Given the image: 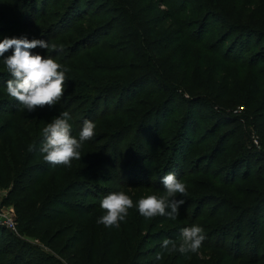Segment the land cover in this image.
I'll list each match as a JSON object with an SVG mask.
<instances>
[{"label":"trees","instance_id":"trees-1","mask_svg":"<svg viewBox=\"0 0 264 264\" xmlns=\"http://www.w3.org/2000/svg\"><path fill=\"white\" fill-rule=\"evenodd\" d=\"M22 35L46 40L48 50L31 51L68 69L65 94L27 111L8 96L0 57V190L18 232L55 254L0 225V264H264V151L249 131L233 142L239 126L227 127L241 116L222 102L245 106L243 119L264 145V0H0V40ZM207 102L223 110L202 117ZM63 111L77 138L85 120L101 126L71 167L40 152L43 128ZM169 172L208 179L189 180L186 195L176 194L185 203L175 220L143 217L136 203L163 195ZM120 190L134 202L125 220L97 223L102 199ZM194 224L205 235L203 258L198 250L156 260L164 239L178 242Z\"/></svg>","mask_w":264,"mask_h":264},{"label":"clouds","instance_id":"clouds-1","mask_svg":"<svg viewBox=\"0 0 264 264\" xmlns=\"http://www.w3.org/2000/svg\"><path fill=\"white\" fill-rule=\"evenodd\" d=\"M48 50L49 43L43 39H28L26 35L20 37H4L0 40V57H4V64L11 76L6 82L9 97L15 99L24 109L31 112L36 108L53 106L65 94L66 73L63 67L51 55L33 53L35 48ZM52 48L56 50L57 46ZM13 49L11 55L5 53ZM60 51L63 49L60 48ZM71 116L63 111L42 130L43 142L40 152L44 160L52 165L71 167L73 160H81L82 145L95 135L96 125L93 121L85 120L77 136L72 135ZM33 146H30L32 150ZM165 188L163 195L151 194L138 200L136 207L140 215L145 218L166 215L175 220L179 215L184 199L177 198V193L186 195V185L179 180L174 172H169L161 178ZM134 202L125 191H114L105 196L100 207L105 215L98 218L97 223L106 227H119V222L125 220L128 210L133 208ZM205 239L203 228L192 225L181 229L180 241L164 239L162 251L156 253V260L163 259L165 253L179 251L180 253H197Z\"/></svg>","mask_w":264,"mask_h":264},{"label":"rangeland","instance_id":"rangeland-1","mask_svg":"<svg viewBox=\"0 0 264 264\" xmlns=\"http://www.w3.org/2000/svg\"><path fill=\"white\" fill-rule=\"evenodd\" d=\"M243 3H247V0H243ZM248 4H250V3H248ZM213 38H215V36H210V37H208V41H211V40H213ZM186 48H187V46L186 45H183L182 46V48H181V50H180V59L181 60H183V63H184V65H188L189 63L188 62H190V60H191V57H190V53H187L185 50H186ZM246 76V78H249V73L248 74H246L245 75ZM196 81H198V78L196 79ZM186 94V93H185ZM222 102H224V103H226V105L225 106H223L224 108H226V109H228L231 113H233L234 115H237V116H241L240 117V120H239V122L238 123H233V124H231V125H229L227 128H229V127H233V126H239V130H238V133L236 134V136L233 138V142L234 143H241L242 142V139H243V141L244 140H246V137L244 136V134H245V132L246 131H249V134H248V137L250 138V141L252 142V144L253 145H255L257 148H258V150H261V151H264V145H263V142H262V137L260 136V134H259V132H258V129L255 127V124H252V125H249L248 123H245V120L243 119L244 117V113L246 112V108H245V106L244 105H238V106H236V107H232L233 106V102L232 101H230V100H226V99H224ZM207 104H211V103H209V102H207ZM207 106V107H205L204 109H202V112H201V116L202 117H212L213 116V114H214V111H216L217 109L219 110V111H221V110H223V108L222 107H220V106H214L213 107V105H210V106ZM202 108V107H201ZM229 108H231V109H229ZM215 120V119H214ZM212 122V119L211 120H207V121H205L202 125H203V128L202 129H206V127L207 126H210L211 124H213V123H211ZM241 123V126H243V130H242V128L240 129V124ZM238 128V127H237ZM236 128V129H237ZM101 130V126H100V128H98V127H96L95 128V131H100ZM220 134H222V130H220L219 132H218V136L220 135ZM199 136H197V138H198ZM254 137L255 138H257V144L256 143H254ZM204 142V141H203ZM206 149H207V142H205V143H203V144H201V145H198L194 150H193V155H192V158H196V157H198V156H200L201 154H203L205 151H206ZM155 150H158V148H156ZM235 151H237V150H239V147H236L235 149H234ZM233 154L232 153H229L228 155H227V158L228 157H231ZM152 168H154V167H152ZM189 173V172H188ZM196 177H200V178H205V179H208L207 177H205V176H203V174H200V175H198V174H189V175H187L186 177H185V179L182 181V182H184L185 183V185H186V188L188 187V184L186 183L187 181H189V180H194V178H196ZM7 194V190H0V201L5 197V195ZM12 207V206H11ZM12 209V208H11ZM13 211H12V214L14 215V219H16V214H15V209H12ZM18 236L21 238V239H23L24 241H25V243H27V244H29V245H32V246H38V247H41V249L43 250V251H45V252H47V253H49L50 255H54L55 253L54 252H52L47 246H45L40 240H38L37 238H34V237H29V236H25V235H21V233H18ZM12 241V238L10 237V238H8L7 239V241H5V242H2V248H5V246L9 243V242H11ZM180 241V240H179ZM178 241V242H179ZM12 246H13V248L15 247V243H13V244H11ZM200 251H199V253H197L198 254V256H199V258H203L204 257V255L206 254V252L202 249V248H200L199 249ZM42 252V251H41ZM3 255L5 256V257H9L8 256V253L6 252V253H3ZM64 262H66V258H61Z\"/></svg>","mask_w":264,"mask_h":264},{"label":"built area","instance_id":"built-area-1","mask_svg":"<svg viewBox=\"0 0 264 264\" xmlns=\"http://www.w3.org/2000/svg\"><path fill=\"white\" fill-rule=\"evenodd\" d=\"M254 143L257 144V138L254 137ZM3 200V199H2ZM2 200L0 201V225H4L16 234H18V226L16 219H14V215L12 214L11 205H4L2 203ZM12 208V209H11Z\"/></svg>","mask_w":264,"mask_h":264}]
</instances>
